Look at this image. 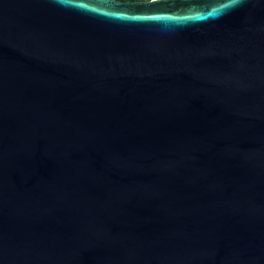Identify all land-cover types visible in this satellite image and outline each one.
I'll return each instance as SVG.
<instances>
[{"label":"water","instance_id":"obj_1","mask_svg":"<svg viewBox=\"0 0 264 264\" xmlns=\"http://www.w3.org/2000/svg\"><path fill=\"white\" fill-rule=\"evenodd\" d=\"M0 264H264V0H0Z\"/></svg>","mask_w":264,"mask_h":264},{"label":"trees","instance_id":"obj_2","mask_svg":"<svg viewBox=\"0 0 264 264\" xmlns=\"http://www.w3.org/2000/svg\"><path fill=\"white\" fill-rule=\"evenodd\" d=\"M123 1H146V0H123Z\"/></svg>","mask_w":264,"mask_h":264}]
</instances>
